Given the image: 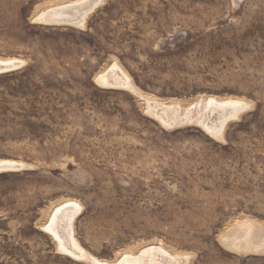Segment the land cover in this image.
Returning <instances> with one entry per match:
<instances>
[{
  "label": "rangeland",
  "instance_id": "374dc122",
  "mask_svg": "<svg viewBox=\"0 0 264 264\" xmlns=\"http://www.w3.org/2000/svg\"><path fill=\"white\" fill-rule=\"evenodd\" d=\"M71 1L0 0V58L24 62L0 74V160L28 168L0 173V264H88L42 229L67 201L100 261L162 245L182 264H264L226 247L243 223L264 238V0H105L83 29L33 21ZM114 63L143 97L249 108L223 141L166 130L140 98L96 84Z\"/></svg>",
  "mask_w": 264,
  "mask_h": 264
},
{
  "label": "bare ground",
  "instance_id": "6f19581e",
  "mask_svg": "<svg viewBox=\"0 0 264 264\" xmlns=\"http://www.w3.org/2000/svg\"><path fill=\"white\" fill-rule=\"evenodd\" d=\"M104 1L105 0H75L66 4L54 6L47 5L40 11L36 9L38 12L34 15L33 21L41 25L58 26L65 24L71 25L74 28L83 29L88 16L97 7L101 6ZM23 63L24 62L19 59L0 58V73L9 70L10 67L21 66ZM125 72L119 65L114 63L97 76L95 82L102 88H119V90H126L135 95V97L143 100L145 114L154 119L166 130L194 124L213 140L223 141L226 126L230 122L235 121L240 114L249 108V105L245 101L239 99L230 98L222 100L214 97L199 99L186 107L181 106L175 101L163 103L156 99L146 96L143 97L144 95L142 96V93L140 94L137 91L131 79L128 77L129 75ZM0 165L25 167L23 163L1 160ZM79 212L80 205L77 204V202L67 201L62 203L52 210L48 222H46L42 228L45 233L49 234L55 240L57 249L60 253L67 254L77 260L85 261L88 264H182L188 260L187 256L180 257L177 254H171L169 251L165 250V247L163 248L162 245L146 246L138 253L136 252L137 254L129 252L130 250H128V253L124 251V255L118 260L110 263L90 257L78 246L74 239L73 224L77 215L80 214ZM252 224H239L238 230L233 234L232 238L230 237L231 242H227L228 244H226V247L240 250L245 249L247 252L264 253V238L262 242L258 241V239L256 240L254 233L255 227H253ZM234 229H232V231Z\"/></svg>",
  "mask_w": 264,
  "mask_h": 264
},
{
  "label": "water",
  "instance_id": "95a60500",
  "mask_svg": "<svg viewBox=\"0 0 264 264\" xmlns=\"http://www.w3.org/2000/svg\"><path fill=\"white\" fill-rule=\"evenodd\" d=\"M58 26H71V25H58ZM72 27V26H71ZM20 67H22V65L20 66H16V67H10L9 70L7 71H2L0 74H6V73H9V72H13L15 70H18ZM25 169H28L27 166L25 167H14V166H1L0 165V173H4V172H17V171H21V170H25Z\"/></svg>",
  "mask_w": 264,
  "mask_h": 264
}]
</instances>
